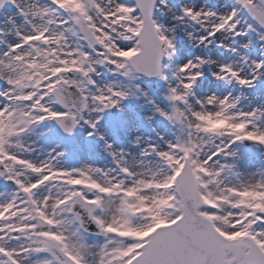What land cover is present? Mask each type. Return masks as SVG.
<instances>
[{
	"label": "snow or ice",
	"instance_id": "6c2138e0",
	"mask_svg": "<svg viewBox=\"0 0 264 264\" xmlns=\"http://www.w3.org/2000/svg\"><path fill=\"white\" fill-rule=\"evenodd\" d=\"M0 264H264V0H0Z\"/></svg>",
	"mask_w": 264,
	"mask_h": 264
},
{
	"label": "bare ground",
	"instance_id": "6f19581e",
	"mask_svg": "<svg viewBox=\"0 0 264 264\" xmlns=\"http://www.w3.org/2000/svg\"><path fill=\"white\" fill-rule=\"evenodd\" d=\"M253 54H255L254 47H253ZM126 115H127V113H126ZM68 162H69L70 164H73V163H76V160H75L73 157H71V158H69ZM98 162H99V161H98Z\"/></svg>",
	"mask_w": 264,
	"mask_h": 264
},
{
	"label": "rangeland",
	"instance_id": "374dc122",
	"mask_svg": "<svg viewBox=\"0 0 264 264\" xmlns=\"http://www.w3.org/2000/svg\"><path fill=\"white\" fill-rule=\"evenodd\" d=\"M253 47H254V50H255V53H256V50H257V48H258V45L255 44V42H254V44H253ZM69 143H71V142H69Z\"/></svg>",
	"mask_w": 264,
	"mask_h": 264
}]
</instances>
